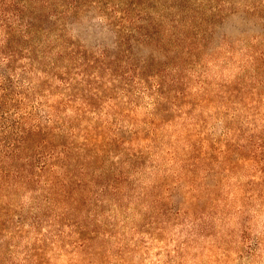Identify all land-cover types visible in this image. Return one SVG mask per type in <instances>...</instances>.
Here are the masks:
<instances>
[{
	"label": "rangeland",
	"instance_id": "obj_1",
	"mask_svg": "<svg viewBox=\"0 0 264 264\" xmlns=\"http://www.w3.org/2000/svg\"><path fill=\"white\" fill-rule=\"evenodd\" d=\"M1 36L0 264H264V84H256L261 104L248 107L249 100L245 104L239 100L231 106L233 120L232 111L219 102L201 107L200 91L193 92L200 73L189 68L184 73L197 83L189 90L192 97H179L182 110L155 116L154 90L134 89L129 115L139 124L133 127L129 117L117 114L130 108L122 76L115 82L108 71L95 73L99 66L85 68L75 62L61 69L70 65L64 59L57 63L48 59L51 66L48 60L33 64L28 53L7 49ZM73 36L91 51L102 43L114 49L113 34L99 28L74 31ZM253 36L264 39V22L248 21L244 14L227 19L205 62L222 61L215 48L230 42L235 45L233 64L228 69L210 68L217 63L204 66L210 69L209 79L215 75L233 79L239 74V61L246 58L244 41ZM169 73L177 74L174 68ZM177 89L187 90L182 85L169 88L170 103ZM83 102L89 106L82 125L94 130L95 136H100V126H109L105 136L121 129L120 134L136 147L125 142L126 146L147 155L142 171L134 178L110 172L122 156L108 150L103 162L88 164L85 186L78 187L76 181L71 185L76 200L70 196L74 192L61 195L58 188L49 189L45 172L14 187L15 179L32 175L31 166L17 173L26 163L17 159L19 128L27 127L25 122L47 126L60 107L62 117L72 120L80 132L75 112ZM203 115L207 124L202 136L219 143L209 159L190 154L185 145L188 117ZM153 120H158L159 130H154ZM55 126L60 127L58 121ZM133 131L139 134L134 136ZM224 139L231 148L227 156L220 151ZM66 140L60 136L41 152H58L62 147L57 146ZM39 154L35 151L32 156L41 167L44 160ZM82 163L73 161L70 169L78 174Z\"/></svg>",
	"mask_w": 264,
	"mask_h": 264
},
{
	"label": "trees",
	"instance_id": "obj_2",
	"mask_svg": "<svg viewBox=\"0 0 264 264\" xmlns=\"http://www.w3.org/2000/svg\"><path fill=\"white\" fill-rule=\"evenodd\" d=\"M239 14H244L248 21L264 22V0H0V35L7 49L17 48L28 53L33 64L48 59L57 63L56 61L64 59L70 65L62 66L61 69H68L75 62L85 68L99 66L95 73L108 71L115 82L122 76L125 79L122 87L126 104L130 106L125 108L129 112L135 104L133 91L136 87L139 89L137 92L144 89L154 90L156 93L155 116H162L160 111L164 115L174 108L182 110V104L178 103L179 97H192L189 90L197 83H192L191 77L184 73L191 68L200 73V80L193 92L200 91L197 94L201 98V107L219 102L225 109L232 111L230 118L233 119L235 113L231 106L239 100L244 104L249 100L248 107L252 105L257 108L261 104L258 95L262 93L256 90L259 86L256 84H264V39L253 36L252 39L244 41L246 46L243 52L246 58L239 61L240 73L234 74L233 79H224L220 75L209 79L210 69L204 70V66L208 68L210 63H217L210 68L225 66L228 69V64H233L235 45L230 42L225 46L218 44L215 48L218 56L223 58L222 61L207 64L205 61L209 60L206 55L217 42L220 29L226 20ZM92 27L113 34V50H109L102 43L96 51H91L73 36L74 31L81 32ZM10 54L14 57L13 53L8 55ZM247 62H251V66ZM170 68H174L177 74L170 76ZM214 79L219 81H212ZM175 85L186 86L187 90L177 89L176 97L170 103L166 92ZM23 98L30 97L24 95ZM88 106L89 103L83 102L75 112L77 124L82 128L80 132L74 127L72 120L62 117L65 112L60 107L58 115L47 126L25 122L27 127L19 128L21 136L16 154L20 157L17 159H23L26 163L21 164L17 173H23L25 167L31 166L32 175L19 181L15 179L14 187L22 179L25 183H30L34 180V175L45 172L49 176L46 182L49 189L58 188L61 195H70L74 192L70 187L75 181L80 184L78 187L86 185L83 177L88 164L103 162L108 150L122 156L121 161L110 168V172L119 173V177L134 178L142 171L141 167H144L147 155L142 150H134L131 146H136L131 144L132 140L120 134L121 129L105 136L104 132L111 130L109 126H100L102 132L100 136L97 133L95 136L94 130L82 125ZM160 106L163 108L160 109ZM124 111L117 112L121 119L126 115L129 117V125L135 127L139 124L129 115L131 112ZM188 119L191 121L184 126L188 136L186 148L190 154L199 153L202 158H211L219 143L217 140L211 143L210 138L202 136L205 133L207 117L203 115ZM56 121L60 127L55 126ZM151 124L154 125V130H159L158 120L151 121ZM133 132L134 136L139 134V131ZM60 136L68 140L57 146L62 147L58 152H41L42 149L50 147L52 142H57ZM78 137L83 139L80 144L76 142ZM227 141V149L225 145L220 150L225 156L231 150ZM250 141L252 142L251 138ZM125 142L131 146H126ZM35 151L44 160L41 167L37 166L32 156ZM21 154L28 157L23 158ZM152 155L153 153L150 156ZM35 156H38L37 153ZM81 160L83 163L80 173L76 174L70 169L71 162L80 164ZM74 195L75 192L70 196L75 199Z\"/></svg>",
	"mask_w": 264,
	"mask_h": 264
}]
</instances>
